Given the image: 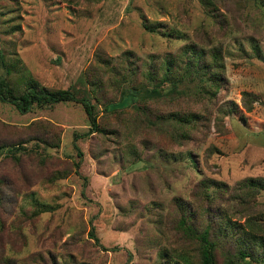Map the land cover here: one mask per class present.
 I'll return each mask as SVG.
<instances>
[{"label":"rangeland","instance_id":"1","mask_svg":"<svg viewBox=\"0 0 264 264\" xmlns=\"http://www.w3.org/2000/svg\"><path fill=\"white\" fill-rule=\"evenodd\" d=\"M0 55L15 92L85 96L98 125L72 102L25 114L0 103V145L26 149L0 156V264H199L179 223L189 210L197 229L210 224L211 182L216 206L264 236V191L234 200L264 178L258 0H0ZM189 58L216 63L217 90L210 73L186 74Z\"/></svg>","mask_w":264,"mask_h":264},{"label":"trees","instance_id":"2","mask_svg":"<svg viewBox=\"0 0 264 264\" xmlns=\"http://www.w3.org/2000/svg\"><path fill=\"white\" fill-rule=\"evenodd\" d=\"M258 2L261 7H264V0H258ZM191 52L195 51H193V49L186 50L187 55ZM191 60H193V58H189L188 62L184 64V71L186 74L193 78H195V76H200L202 79L203 77H207L205 75H209L210 73V88H212L211 86H214L215 90H217L219 85L217 83V75L212 72L216 63L210 65L209 70L205 67L206 65H204V61L201 62L200 58H198L196 63ZM169 72L170 69L167 67L162 74V80H168ZM207 81H209L208 77ZM153 93H156V91H153ZM66 102L79 104L87 117L90 130H97L98 125L95 108L87 97H77L75 93L68 90L50 91L38 89L37 85L34 83H31L25 90L17 93L10 87L7 81L0 78V103L12 105L20 114H25L31 111L33 107L44 108ZM41 143L47 147L54 148L57 146L50 145L46 140H42ZM14 146L16 147L15 150L17 152H26L25 147H22L20 142L17 143V145L1 144L0 156L4 149H7V151L10 152L14 149ZM74 148L80 158L79 161L74 164L77 170L82 155L76 145H74ZM11 156L14 157V155ZM210 187L214 188L212 193L209 190ZM210 187H204L202 190V196H204L207 202L210 203V210H207V212L210 213V224L203 229H197L194 225V218L189 213V210L184 214L186 219L183 218L179 223V229H181L185 236L190 237L198 243L199 264H218L220 262L221 264H264V236L242 232L241 227L236 225V222L233 223L231 221L230 214L224 209V205L220 204L216 206L218 196L220 197V193H223V186L211 182ZM239 189V194L234 196V200L239 201V204H241L242 207L249 206L252 198L258 195L261 191H264V178L247 179ZM184 209L186 210L187 208ZM262 221L263 229L264 220L262 219ZM246 222L250 226H255V224H257L256 220L247 219ZM234 229H237V237H233L235 243L230 244L229 242L231 238L229 237H231L230 235L232 234L229 233V230ZM90 236L94 239L95 243H98V240L93 235L92 231L90 232ZM251 246L255 251L250 249ZM184 260V264H191L188 260Z\"/></svg>","mask_w":264,"mask_h":264}]
</instances>
